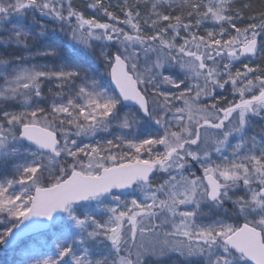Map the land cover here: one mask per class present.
<instances>
[{"label": "snow or ice", "instance_id": "6c2138e0", "mask_svg": "<svg viewBox=\"0 0 264 264\" xmlns=\"http://www.w3.org/2000/svg\"><path fill=\"white\" fill-rule=\"evenodd\" d=\"M257 119L264 0H0V247L264 264Z\"/></svg>", "mask_w": 264, "mask_h": 264}, {"label": "trees", "instance_id": "16d2710c", "mask_svg": "<svg viewBox=\"0 0 264 264\" xmlns=\"http://www.w3.org/2000/svg\"><path fill=\"white\" fill-rule=\"evenodd\" d=\"M10 254L9 251L3 252L0 249V264H14L15 257L10 256Z\"/></svg>", "mask_w": 264, "mask_h": 264}, {"label": "rangeland", "instance_id": "374dc122", "mask_svg": "<svg viewBox=\"0 0 264 264\" xmlns=\"http://www.w3.org/2000/svg\"><path fill=\"white\" fill-rule=\"evenodd\" d=\"M68 54H69V55H72V53H71L70 50H69ZM255 123H256V125H257V128L260 127V126H264V121H260L259 119H257V121H256ZM97 139H99V137H97ZM85 142H90V141H87V140H86ZM49 254H51V253H49ZM10 256L13 257V256H15V254L11 251V255H10ZM15 258H16V260L18 259L17 256H16Z\"/></svg>", "mask_w": 264, "mask_h": 264}, {"label": "water", "instance_id": "95a60500", "mask_svg": "<svg viewBox=\"0 0 264 264\" xmlns=\"http://www.w3.org/2000/svg\"><path fill=\"white\" fill-rule=\"evenodd\" d=\"M3 248V247H2ZM4 250H6L5 248H3Z\"/></svg>", "mask_w": 264, "mask_h": 264}]
</instances>
